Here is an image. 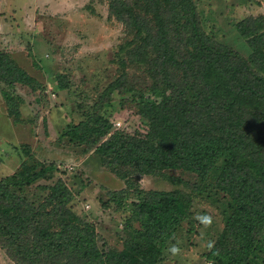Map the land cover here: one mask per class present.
Here are the masks:
<instances>
[{
  "label": "trees",
  "instance_id": "obj_1",
  "mask_svg": "<svg viewBox=\"0 0 264 264\" xmlns=\"http://www.w3.org/2000/svg\"><path fill=\"white\" fill-rule=\"evenodd\" d=\"M109 17L127 28L116 53L119 74L100 101L110 112L97 103L64 136L96 147L102 164L124 179L126 187L109 199L129 211L123 246L100 243L95 224L71 207L64 180L39 183L43 194L27 196L58 169L29 148L21 168L0 179V243L19 264H163L168 244L186 226L192 230L196 198L206 196L224 220L207 259L264 264V15L234 24L249 55L205 29L197 0H110ZM130 65L141 75L130 76ZM59 77L58 87L69 88ZM0 81L19 123L24 99L16 85L34 91L44 85L9 50L0 51ZM115 92L120 104L131 99L137 108L133 131L114 130ZM175 170L194 175L183 182L190 190L137 187L134 197L123 194L134 187L133 177Z\"/></svg>",
  "mask_w": 264,
  "mask_h": 264
},
{
  "label": "rangeland",
  "instance_id": "obj_2",
  "mask_svg": "<svg viewBox=\"0 0 264 264\" xmlns=\"http://www.w3.org/2000/svg\"><path fill=\"white\" fill-rule=\"evenodd\" d=\"M109 2L0 0V51H11L44 85L36 91L16 85V93L24 101L20 104L23 120L15 123L1 93L4 84L0 81V179L21 168L28 158V148L36 158L55 162L58 169L51 178L36 182L26 192L27 196L37 199L43 194L39 183L64 180L72 195L71 207L95 224L100 243L121 248L128 234L125 222L129 211L109 199L126 187L124 179L102 164L96 147L77 144L64 136L73 124L86 118L87 110L101 101L109 83L119 74L116 53L118 44L127 37V28L123 22L109 17ZM197 3L207 31L242 54H250V47L234 24L247 16L264 15V0H197ZM128 70L135 78L141 75L137 66L130 65ZM59 75L69 88L58 87ZM143 81L142 76L140 82ZM110 96L116 107L109 116L114 130L133 131L140 121L135 104L131 99L120 104L118 92ZM100 103L103 112L109 114L108 101ZM169 175L183 181L175 184ZM194 180V175L181 170L167 171L162 176L141 175L133 177L134 187L123 194L134 197L137 187L190 190L189 183ZM194 206L192 230L186 226L175 242L168 244L163 264H212L205 254L223 229L224 220L217 204L206 196H198ZM0 264H19L1 243Z\"/></svg>",
  "mask_w": 264,
  "mask_h": 264
}]
</instances>
